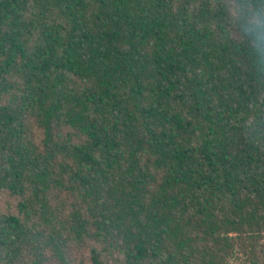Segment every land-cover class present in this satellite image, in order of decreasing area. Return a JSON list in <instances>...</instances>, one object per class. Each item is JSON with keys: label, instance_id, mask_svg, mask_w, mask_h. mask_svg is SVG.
Here are the masks:
<instances>
[{"label": "trees", "instance_id": "obj_1", "mask_svg": "<svg viewBox=\"0 0 264 264\" xmlns=\"http://www.w3.org/2000/svg\"><path fill=\"white\" fill-rule=\"evenodd\" d=\"M0 264H264V0H0Z\"/></svg>", "mask_w": 264, "mask_h": 264}]
</instances>
